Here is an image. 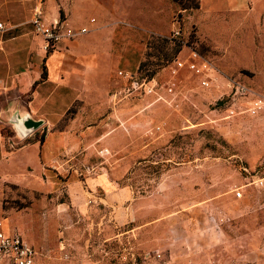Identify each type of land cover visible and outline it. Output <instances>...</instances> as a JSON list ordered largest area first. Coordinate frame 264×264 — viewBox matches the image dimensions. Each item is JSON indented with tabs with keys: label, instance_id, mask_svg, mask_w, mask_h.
Masks as SVG:
<instances>
[{
	"label": "rangeland",
	"instance_id": "1",
	"mask_svg": "<svg viewBox=\"0 0 264 264\" xmlns=\"http://www.w3.org/2000/svg\"><path fill=\"white\" fill-rule=\"evenodd\" d=\"M70 6L63 13L70 26L94 19L74 40L85 44L81 58L93 60L98 80L93 90L102 97L98 105L107 135L86 160L80 144L67 160L46 164L34 176L39 188L0 179V219L27 241V236L41 241L30 244L46 264L70 263L78 251L100 264H264V186H244L242 173L243 166L264 168V114L241 113L246 102L233 101L224 83L238 79L264 95L263 18L255 19V32L247 37L231 13L210 16L200 4L182 9L173 0H70ZM51 13L45 9V20ZM1 18L9 29L0 34V59L13 62L15 74L28 56H44L29 49L38 44L43 52V40L30 23ZM174 27L180 34L171 40ZM189 48L214 64L218 85L200 87L184 68L169 92L172 60ZM118 69L136 80L152 78L156 93L125 97L120 87H134L117 76ZM17 86L24 88L19 81ZM84 106L75 99L53 129L64 130ZM118 131L119 143L113 139ZM42 154L48 157L46 145ZM88 166L114 172L135 197L148 199L134 211L130 200L124 202L120 217L99 199L82 208L67 183L82 179Z\"/></svg>",
	"mask_w": 264,
	"mask_h": 264
},
{
	"label": "crops",
	"instance_id": "2",
	"mask_svg": "<svg viewBox=\"0 0 264 264\" xmlns=\"http://www.w3.org/2000/svg\"><path fill=\"white\" fill-rule=\"evenodd\" d=\"M39 3L43 5V15L45 9L52 10L51 19L47 18V22L67 21L63 13L67 14L70 11V0H0V18L3 17L6 21L16 19L20 24L30 23L33 10ZM199 4L200 8H205L210 16L231 13L234 19L239 20L243 29L242 33L247 37H251L255 32L253 29L255 19L258 17L260 23L261 18L264 20V0H199ZM22 39L26 40L27 37ZM74 39L76 38L64 39L55 50L47 54L43 45V52H41L38 44L34 46L30 43V50L37 49L39 55L44 56H38L35 60H31L28 56L24 59L22 70L15 74L12 73L14 63L8 59H0V111L3 116H8L9 110L25 108L33 118L45 120V123L35 131L43 134L40 138H34V132L22 141L14 136L10 125L0 121L1 180L32 189L39 188L41 185L34 176H41L46 164L51 165V163L67 160V156L80 144L84 146L83 157L86 160L98 143L106 137L107 134L103 133L102 110L98 105L102 97L93 90L98 82L91 66L93 60L90 61L89 57L81 58L85 44H80L83 40ZM94 45L87 44V49H92ZM18 81L24 84V88L20 89L17 86ZM51 85H53L52 89ZM75 99L84 100L85 106L81 113L78 112L75 118L69 119L64 130L53 129L54 124L67 112ZM51 104H59V106L56 105L54 109H51ZM52 114L56 116L55 119H51ZM78 124L81 128L74 130L73 128ZM119 127L118 125L115 129ZM121 138L120 131L113 136L117 143ZM45 145L49 149V154L48 157L43 158L42 152ZM85 173L82 179H74L67 183L70 193L74 195L76 203L82 205V208L88 205L94 207V201L99 199L101 203L112 205L116 217H120L124 202L130 200L128 209L134 211L137 204L148 199L146 196L135 197L134 189L129 185H120L116 180L117 174L114 172L88 166ZM100 190H103V193L99 196ZM87 194L92 198L88 199ZM4 222L9 227L8 222L5 220ZM48 224L51 225V222ZM27 237L28 241L25 237L24 239L29 244L41 245V241ZM200 254V252L197 254L198 258ZM35 262L46 264V260L37 255ZM56 264H100V262L78 251L75 260L70 263L56 260ZM159 264H171V261Z\"/></svg>",
	"mask_w": 264,
	"mask_h": 264
},
{
	"label": "built area",
	"instance_id": "3",
	"mask_svg": "<svg viewBox=\"0 0 264 264\" xmlns=\"http://www.w3.org/2000/svg\"><path fill=\"white\" fill-rule=\"evenodd\" d=\"M30 24L34 32L43 40V49L50 52L55 49L64 39H73L87 33L90 27L87 25L93 23L94 19L88 20L86 25L77 27L70 26L66 20H56L47 22L43 15V5L39 3L33 10ZM7 24L0 21V34L7 31ZM180 34V28L171 29L170 39L174 40ZM0 49H2V39H0ZM172 68L170 70L171 79L168 82V91L172 92L176 86V76L181 69H187L194 74L197 84L200 87L217 86L219 77L221 76L214 64L203 57L198 51L189 48L185 55H178L172 60ZM118 77L126 79L132 83L133 89L125 92V97L136 92L139 96L153 94L155 92L154 80L147 76H142L136 80L132 73L118 69L116 71ZM225 86L233 101L242 99L246 102L241 113L256 115L264 113V95L255 91L245 82L238 79H226ZM128 89V88H127ZM120 92L122 88L120 87ZM234 114V110H230ZM107 149L102 152H107ZM243 178L246 181L243 185H253L255 187L264 186V168L262 166L248 168L242 167ZM242 189V188H240ZM240 195V191H237ZM37 250L29 244L17 228H10L5 225L3 219H0V264H35V256Z\"/></svg>",
	"mask_w": 264,
	"mask_h": 264
},
{
	"label": "water",
	"instance_id": "4",
	"mask_svg": "<svg viewBox=\"0 0 264 264\" xmlns=\"http://www.w3.org/2000/svg\"><path fill=\"white\" fill-rule=\"evenodd\" d=\"M14 99V98H13ZM12 102V100H10ZM8 116L4 117L0 111V121H4L13 129L14 136L22 141L33 134L45 123L43 118L35 119L27 109H12L8 111Z\"/></svg>",
	"mask_w": 264,
	"mask_h": 264
},
{
	"label": "trees",
	"instance_id": "5",
	"mask_svg": "<svg viewBox=\"0 0 264 264\" xmlns=\"http://www.w3.org/2000/svg\"><path fill=\"white\" fill-rule=\"evenodd\" d=\"M173 1L177 2L182 9H193L199 6L198 0H173ZM126 89L127 88H122V91H126Z\"/></svg>",
	"mask_w": 264,
	"mask_h": 264
}]
</instances>
